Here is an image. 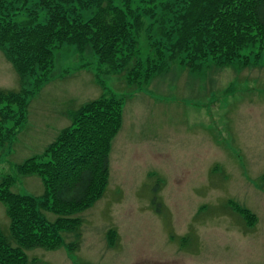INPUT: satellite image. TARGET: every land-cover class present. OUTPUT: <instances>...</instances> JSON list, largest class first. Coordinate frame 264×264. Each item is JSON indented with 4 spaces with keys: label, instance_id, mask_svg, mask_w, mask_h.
<instances>
[{
    "label": "rangeland",
    "instance_id": "rangeland-1",
    "mask_svg": "<svg viewBox=\"0 0 264 264\" xmlns=\"http://www.w3.org/2000/svg\"><path fill=\"white\" fill-rule=\"evenodd\" d=\"M168 1L130 4L141 19L134 60L143 70L149 61L148 71L155 69L149 78L103 69L99 85L90 49L57 46L50 80L28 98L25 119L0 148V179L12 177L13 192L40 197V178L22 176L17 167L42 154L86 102L104 92L122 98L105 193L74 215L82 221L78 239L65 233L58 250H27L30 264H264V57L228 66L208 58L191 69L186 54L172 49L176 37L165 36L174 10L164 8ZM36 3L11 19L22 22L36 10L45 22ZM74 10L86 21L95 7ZM33 80L20 77L0 50V91H31ZM232 202L256 216L253 226ZM0 229L9 236L1 203ZM72 241L78 247L69 254L64 247Z\"/></svg>",
    "mask_w": 264,
    "mask_h": 264
},
{
    "label": "trees",
    "instance_id": "trees-1",
    "mask_svg": "<svg viewBox=\"0 0 264 264\" xmlns=\"http://www.w3.org/2000/svg\"><path fill=\"white\" fill-rule=\"evenodd\" d=\"M131 1L37 0L36 8L46 12L45 22L40 23L38 12L31 10L26 20L17 23L11 17L28 10L31 0H0V50L20 77L34 79L31 91H0V148L16 135L25 119L28 98L50 80L57 46H74L79 52L90 49L96 57L99 85L103 69L110 73L129 71L136 80L149 78L154 67L148 71L147 61L143 70L142 63L134 60L141 19L131 11ZM170 1L164 8H174L173 18L165 36L168 40L176 37L172 49L186 54V65L191 69L208 58L228 66L238 59L245 65L251 57H264V0ZM75 6L81 10L95 7V12L83 21L75 16ZM122 110V98L104 92L74 111L70 126L42 154L17 167L22 176L40 178V197L13 192L12 177L0 179V203L9 219V236L0 229V264H30L27 250H58L64 246L65 233L79 238L82 221L74 215L92 207L105 193L112 140L122 126ZM10 121L12 125L5 126ZM232 204L246 225L255 224L252 212ZM46 212L56 218L48 220ZM114 236V232L108 233L110 245ZM77 247L72 241L64 248L72 254Z\"/></svg>",
    "mask_w": 264,
    "mask_h": 264
}]
</instances>
